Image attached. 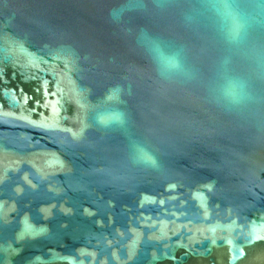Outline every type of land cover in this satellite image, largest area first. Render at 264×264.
<instances>
[{
  "label": "water",
  "instance_id": "obj_1",
  "mask_svg": "<svg viewBox=\"0 0 264 264\" xmlns=\"http://www.w3.org/2000/svg\"><path fill=\"white\" fill-rule=\"evenodd\" d=\"M259 2L240 0L255 20ZM195 3L0 0V264H264V23L231 53L259 102L226 112L207 90L224 47L183 20ZM140 29L183 46L196 78L161 79ZM114 110L126 132L95 123Z\"/></svg>",
  "mask_w": 264,
  "mask_h": 264
},
{
  "label": "clouds",
  "instance_id": "obj_2",
  "mask_svg": "<svg viewBox=\"0 0 264 264\" xmlns=\"http://www.w3.org/2000/svg\"><path fill=\"white\" fill-rule=\"evenodd\" d=\"M170 2L171 0H152L156 9L169 7ZM139 7L141 9L139 11L147 9L143 2ZM253 7L260 17L258 20H255V17L240 3V0H197V3L183 12V20L186 25L207 24L224 47V55L219 58L216 64L214 78L207 90L209 99L226 112H241L250 105L259 102V97L255 95L249 79L233 70L231 56V53L244 47L253 20L257 24L264 23V0H260ZM126 8L129 12L133 11V7L130 5H121L112 9L110 12L112 20L118 22L121 13ZM138 33L136 42L146 51L161 79H179L187 82L196 78L195 71L185 63L183 46H166L146 29H140ZM20 47L22 48L23 45ZM256 62L258 67H264V51L256 53ZM123 91L124 89L117 85L109 89L105 99L120 101ZM130 93L129 87L128 94ZM95 123L101 128L119 129L122 132L128 130V118L123 110L97 113ZM90 126L89 123L82 122L79 132L73 134L74 138L83 137ZM132 153L133 163L152 168L159 167L156 155L146 145L133 143ZM168 187H175V185H168ZM205 187L211 191L212 182H209ZM207 215L208 212L205 211L204 216L207 217ZM255 239H259V236H254L253 240ZM240 254L243 256V250Z\"/></svg>",
  "mask_w": 264,
  "mask_h": 264
},
{
  "label": "snow or ice",
  "instance_id": "obj_3",
  "mask_svg": "<svg viewBox=\"0 0 264 264\" xmlns=\"http://www.w3.org/2000/svg\"><path fill=\"white\" fill-rule=\"evenodd\" d=\"M259 239H264V237H259Z\"/></svg>",
  "mask_w": 264,
  "mask_h": 264
}]
</instances>
